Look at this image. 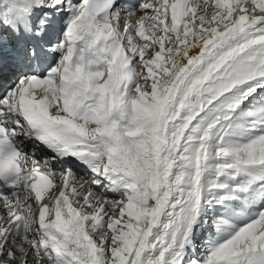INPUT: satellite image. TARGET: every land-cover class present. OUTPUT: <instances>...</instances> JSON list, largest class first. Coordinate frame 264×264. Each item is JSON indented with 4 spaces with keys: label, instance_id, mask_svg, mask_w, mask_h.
Here are the masks:
<instances>
[{
    "label": "snow or ice",
    "instance_id": "6c2138e0",
    "mask_svg": "<svg viewBox=\"0 0 264 264\" xmlns=\"http://www.w3.org/2000/svg\"><path fill=\"white\" fill-rule=\"evenodd\" d=\"M0 264H264V0H0Z\"/></svg>",
    "mask_w": 264,
    "mask_h": 264
}]
</instances>
